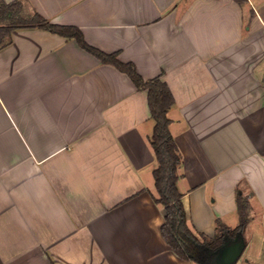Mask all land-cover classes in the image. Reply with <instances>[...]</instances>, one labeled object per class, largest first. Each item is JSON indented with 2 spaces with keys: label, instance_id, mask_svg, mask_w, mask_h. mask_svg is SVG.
I'll return each instance as SVG.
<instances>
[{
  "label": "crops",
  "instance_id": "obj_1",
  "mask_svg": "<svg viewBox=\"0 0 264 264\" xmlns=\"http://www.w3.org/2000/svg\"><path fill=\"white\" fill-rule=\"evenodd\" d=\"M22 1L24 15L75 25L167 82L178 187L200 240L238 227L239 190L253 214L197 259L178 257L153 198L147 90L74 38L20 27L0 45V264H215L237 234L249 247L264 214V0Z\"/></svg>",
  "mask_w": 264,
  "mask_h": 264
},
{
  "label": "trees",
  "instance_id": "obj_2",
  "mask_svg": "<svg viewBox=\"0 0 264 264\" xmlns=\"http://www.w3.org/2000/svg\"><path fill=\"white\" fill-rule=\"evenodd\" d=\"M23 10L24 1L22 0L9 3L0 0V45L5 43V38L15 28H43L67 38L76 39L80 46L94 54L103 63L112 64L125 72L138 89L147 90L151 116L155 121L150 136V143L157 160V166L153 170L157 195L153 198L157 203L163 204L167 210L165 222L161 228L162 234L178 257L184 260H195L199 244L204 243L217 247L223 242L224 234L234 235L245 229L251 211L250 194L240 190L237 193L238 210L241 217L238 227L231 230L221 224L222 234L209 241L203 234L201 236L203 240H200V237L188 226L182 201L183 193L178 187L180 178L178 170L183 158L171 132L172 120L168 115L169 109L175 104V97L167 82L160 77L145 80L136 65L133 62L122 61L118 52L108 53L90 45L79 27L52 23L38 12L26 16ZM53 264L57 263L53 261Z\"/></svg>",
  "mask_w": 264,
  "mask_h": 264
},
{
  "label": "rangeland",
  "instance_id": "obj_3",
  "mask_svg": "<svg viewBox=\"0 0 264 264\" xmlns=\"http://www.w3.org/2000/svg\"><path fill=\"white\" fill-rule=\"evenodd\" d=\"M253 214L251 211L249 216ZM252 227V239L249 241V247H247L237 264H264V214L257 216ZM247 233H245L246 235ZM248 260V261H247Z\"/></svg>",
  "mask_w": 264,
  "mask_h": 264
},
{
  "label": "water",
  "instance_id": "obj_4",
  "mask_svg": "<svg viewBox=\"0 0 264 264\" xmlns=\"http://www.w3.org/2000/svg\"><path fill=\"white\" fill-rule=\"evenodd\" d=\"M246 242L242 234H237L232 243L226 242L215 250V264H235L241 257Z\"/></svg>",
  "mask_w": 264,
  "mask_h": 264
}]
</instances>
